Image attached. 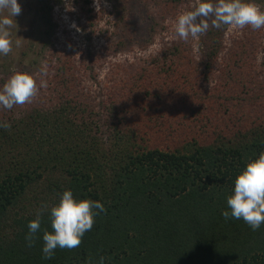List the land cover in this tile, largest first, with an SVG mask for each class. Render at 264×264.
Segmentation results:
<instances>
[{
	"label": "trees",
	"instance_id": "16d2710c",
	"mask_svg": "<svg viewBox=\"0 0 264 264\" xmlns=\"http://www.w3.org/2000/svg\"><path fill=\"white\" fill-rule=\"evenodd\" d=\"M53 5L35 2L47 32ZM214 37L204 64L175 42L113 68L100 108L74 61L38 45L47 87L25 114L0 109L11 124L0 128V264H264V225L222 216L236 175L264 152V41L235 40L221 55ZM66 189L106 211L79 247L44 259L49 213L31 247L28 223Z\"/></svg>",
	"mask_w": 264,
	"mask_h": 264
},
{
	"label": "rangeland",
	"instance_id": "374dc122",
	"mask_svg": "<svg viewBox=\"0 0 264 264\" xmlns=\"http://www.w3.org/2000/svg\"><path fill=\"white\" fill-rule=\"evenodd\" d=\"M18 2L22 12L15 18L18 26L13 29V40L20 39L21 45L14 46L7 56H0V86L9 78L5 73L7 66L13 72L39 73L37 66L32 67L29 60L36 58L44 64L45 57L39 55L38 45L49 41L51 47L74 61L81 72L83 85L95 95L98 108L101 99L109 100L114 85L113 68L157 53L167 44L182 42L190 55L204 64L206 59L210 61V53L215 48L214 36L219 38L217 48L221 55L228 53L227 48L235 40L248 42V37H255L264 41V27L253 30L250 26L243 29L210 27L198 41L179 39L174 32L175 19L179 13L190 9L195 0L179 4L167 0H101L98 10L94 0H53L54 27L49 32L46 31L48 25L35 14L36 0ZM256 2L264 10V0ZM259 55L257 64L264 61V48L260 49ZM201 70L208 74V68L202 66ZM27 109V104L16 105L12 111L19 115L25 114Z\"/></svg>",
	"mask_w": 264,
	"mask_h": 264
},
{
	"label": "clouds",
	"instance_id": "9594fccd",
	"mask_svg": "<svg viewBox=\"0 0 264 264\" xmlns=\"http://www.w3.org/2000/svg\"><path fill=\"white\" fill-rule=\"evenodd\" d=\"M94 3L98 10L101 0H94ZM21 12L18 0H0V56H7L14 46L21 45L20 39L13 40V29L18 26L15 18ZM222 26L237 29L250 26L259 30L264 27V10L256 0H195L190 9L177 15L174 32L185 42L190 38L198 41L210 27L220 29ZM48 74L46 62L40 67L39 81L37 74L14 71L0 88V109L10 110L16 105L31 103L39 90L47 87ZM0 128L8 130L11 124L0 121ZM105 211L100 201L79 199L71 189H66L50 209L46 204L41 206L36 218L28 223L25 240L31 247L41 230L44 213L48 212L52 231L43 232L42 253L44 259H51L57 248L79 247L85 233L93 228L95 218ZM222 216L225 220L242 219L253 231L264 225V152L250 158L236 175ZM99 264H104V257L100 258Z\"/></svg>",
	"mask_w": 264,
	"mask_h": 264
}]
</instances>
